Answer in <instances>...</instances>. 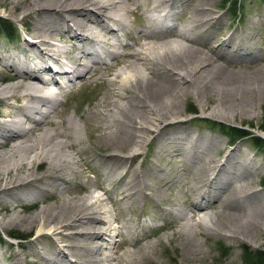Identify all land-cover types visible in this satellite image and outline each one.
Masks as SVG:
<instances>
[{
	"label": "bare ground",
	"instance_id": "6f19581e",
	"mask_svg": "<svg viewBox=\"0 0 264 264\" xmlns=\"http://www.w3.org/2000/svg\"><path fill=\"white\" fill-rule=\"evenodd\" d=\"M1 1L3 12L18 16L32 40L0 54V64L15 72L0 75V105L7 108L0 120V198L41 200L29 215L8 206L13 214L2 224L39 221L35 239L53 238L60 247L43 264H155L165 237L183 258L194 253L196 262L211 253L210 244L204 248L208 238L236 240L252 227L263 228L264 194L243 179V167L258 169L253 159L235 160L239 150L217 158L219 138L195 139L181 125V100L225 84L224 63L245 56L244 43L234 45L231 37L211 44L210 0H194L192 15L181 22L179 0ZM130 15L144 22L135 34ZM200 41L204 48L195 46ZM98 79L102 100L75 111L83 127L58 111L67 87ZM11 99L21 106L10 109ZM212 114L229 117L220 104ZM154 127L159 140L174 129L171 145L153 154L178 166L168 169L148 159L143 168L137 165L148 156L143 147ZM83 128L96 148L85 146ZM94 167L104 184L86 190L83 178ZM140 202L151 209L139 211ZM109 203L117 212L113 218ZM158 221L163 226L153 227ZM115 235L122 241L115 242ZM21 259L17 252L11 264Z\"/></svg>",
	"mask_w": 264,
	"mask_h": 264
},
{
	"label": "rangeland",
	"instance_id": "374dc122",
	"mask_svg": "<svg viewBox=\"0 0 264 264\" xmlns=\"http://www.w3.org/2000/svg\"><path fill=\"white\" fill-rule=\"evenodd\" d=\"M179 1L176 10H178L179 14L178 22H181L182 18L185 16L192 15L190 12L194 0ZM129 5L135 7L133 4ZM208 6H211L213 9L212 30L210 29V33L207 34V36L212 39L211 44L215 45L231 37L234 45L240 42L244 43L245 50L243 49L242 52L245 56L243 55V59L233 58L229 60V62L224 63L227 65L225 71L222 73V79L225 84L220 85L218 83V86H216L213 91L209 90L206 93H201L198 99L194 95H188V97L185 96L181 100L180 109L184 113L183 118L186 119L182 121L181 125L183 128L190 130L195 139L203 135L219 138L221 140L220 148L222 149V153L218 155L217 158L224 157L232 150H239V153L235 155V160L242 159L245 161L247 159H253L252 161H254L258 169L249 172L248 168L243 167L246 171L243 179L253 181L254 185L252 189L260 191V194H264V146H261L260 143H255L253 139L254 135L264 139V0H236L235 4H233L231 0H210ZM21 10L20 8L17 9V13L21 12ZM3 11H5V8L1 1L0 18L5 19L7 21L6 23L12 27L11 36H7L6 32L0 29V46H2L0 54L4 56L12 53L13 45L32 40V37L30 32H27L28 30L22 26L20 20L18 21V16L12 15V17L6 15ZM129 19L130 22L128 27L135 34L137 30L142 28L144 22L138 15H130ZM29 20V23H31L34 18H29ZM203 39L204 38H202L201 41H203ZM56 41L61 45L64 44L61 41ZM125 41L131 42V40L127 38ZM201 41L199 44H195V46L204 48L203 45H201ZM64 47L70 49L71 45L65 43ZM6 49L10 51L7 52L5 51ZM256 54H259V56ZM67 64H69V62H66V65ZM2 71L9 74L15 73L8 67L7 63L0 64V75H2ZM99 79L92 81L89 86H80L78 84L75 88L67 87L60 95L61 103L58 107V111L70 116L73 115L76 121L83 127V123L78 115L75 114V111H77L79 107L80 109H85L89 105L102 100L103 89ZM239 85L242 87L240 88ZM250 85L251 90H249ZM243 86L245 87L244 89ZM234 87L236 90H234ZM254 88H257L256 91L253 90ZM219 97L223 98L222 103L218 102ZM20 104V100L15 99H11L8 103L10 109L19 108L21 106ZM218 104L224 108V111L229 117L213 116V109ZM5 109L7 108H2V105H0V120L3 119L1 110ZM171 120H173V117L167 118L165 122ZM30 125H32V123L27 124V126ZM232 128H239L247 132L248 136L246 135V137L241 139L233 137L232 133L234 132ZM173 130V128H169L160 140L159 138L154 139L157 128L151 134L147 135L148 139L144 144L143 151L148 152V156L145 158L143 155L136 162L139 167L143 168L146 159H148L151 164L157 166L163 165L168 169L178 166V163L172 164L159 156H154V154L160 155L163 153L160 152L161 148L171 145L170 136ZM82 135L86 139V147L96 148L88 141L84 128L82 130ZM150 141L152 142L147 150V144ZM75 167L77 169L82 168L77 165H75ZM94 168L95 169L89 168L87 174L83 178L86 190L95 189L97 186L104 184L101 177L98 176L96 167ZM98 168L100 167L98 166ZM71 179L73 183L76 180L74 176H71ZM78 187L75 184L73 189L82 191V189L79 190L80 188ZM98 190L103 194L102 189ZM181 200H183V195L181 196ZM50 201L53 202V200ZM40 204L41 200H35L33 198H25L22 200L0 198V233L3 236V240L0 241L1 264H11V256L17 252L22 254V264H43L47 253L60 248L53 238L43 237L35 239V235L39 228V221H37L34 226H27L22 223L14 222L8 225L2 224V221L11 218L13 214L12 210H10L11 206H17V210H22V214L29 215L38 210ZM108 207L113 211V215L111 216L113 218L117 215V212L113 210L110 203ZM151 207L152 206L148 203L145 204L144 202H140L137 208L141 211L150 210ZM163 223V221L154 222L152 226L155 228L162 227ZM161 233L163 234L164 232L161 231ZM168 233L171 232L168 231ZM243 233H245V236L236 240L229 239L226 236L208 238V241H206L207 245L205 244L204 248L208 250L207 248L210 244L212 246V251L204 260L196 262L193 260L194 253H189L190 255L183 258L181 250L170 244L165 237V243L159 247V256L154 261H156L155 264L158 262H166L167 264H243V260L247 256L245 248H250L249 250L264 249V226L261 230L252 227L250 230ZM113 239L117 243L122 241V237L119 235H115ZM201 240L204 241V238H201Z\"/></svg>",
	"mask_w": 264,
	"mask_h": 264
},
{
	"label": "trees",
	"instance_id": "16d2710c",
	"mask_svg": "<svg viewBox=\"0 0 264 264\" xmlns=\"http://www.w3.org/2000/svg\"><path fill=\"white\" fill-rule=\"evenodd\" d=\"M231 2L233 4L236 3V0H231ZM7 21L5 19H1L0 18V29L4 30L7 34V36H11L12 35V27L9 26L8 23H6ZM233 132V137H237L238 139L244 138L246 137V135L248 136L247 132H244L242 130H240L239 128H232ZM253 139L255 141V143H260L261 146H264V139H262L261 137L254 135ZM13 236H16L15 234H12ZM3 240V236L0 233V241ZM250 249V248H249ZM248 248H245V252L247 254L246 258L243 260V264H264V249L260 250H249Z\"/></svg>",
	"mask_w": 264,
	"mask_h": 264
}]
</instances>
